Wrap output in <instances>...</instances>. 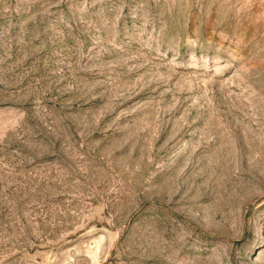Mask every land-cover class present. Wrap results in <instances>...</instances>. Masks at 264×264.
Segmentation results:
<instances>
[{"label":"rangeland","instance_id":"374dc122","mask_svg":"<svg viewBox=\"0 0 264 264\" xmlns=\"http://www.w3.org/2000/svg\"><path fill=\"white\" fill-rule=\"evenodd\" d=\"M0 264H264V0H0Z\"/></svg>","mask_w":264,"mask_h":264}]
</instances>
